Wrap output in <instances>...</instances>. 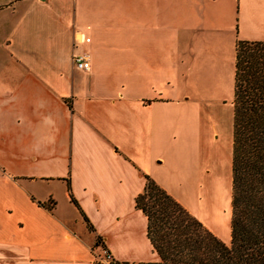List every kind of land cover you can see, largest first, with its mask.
<instances>
[{
  "label": "crops",
  "instance_id": "1",
  "mask_svg": "<svg viewBox=\"0 0 264 264\" xmlns=\"http://www.w3.org/2000/svg\"><path fill=\"white\" fill-rule=\"evenodd\" d=\"M153 2L0 0V264H160L134 197L149 177L181 201L182 98L163 54L104 49L100 32ZM230 154L231 137L228 179Z\"/></svg>",
  "mask_w": 264,
  "mask_h": 264
},
{
  "label": "rangeland",
  "instance_id": "2",
  "mask_svg": "<svg viewBox=\"0 0 264 264\" xmlns=\"http://www.w3.org/2000/svg\"><path fill=\"white\" fill-rule=\"evenodd\" d=\"M148 12L152 18L147 21L138 18L133 23L101 25L100 32L105 35L102 48H146L154 55L163 54L172 76L170 83L177 85L174 94L181 95L183 106L175 127L181 135L184 172L181 183L171 185L180 204L198 214L228 243L230 170L228 179L226 160L231 137L228 98L232 94L234 42L264 39V0H171L166 5L154 0ZM199 101L200 114L196 110ZM166 154L172 159L170 149ZM196 178L201 181L200 191Z\"/></svg>",
  "mask_w": 264,
  "mask_h": 264
},
{
  "label": "trees",
  "instance_id": "3",
  "mask_svg": "<svg viewBox=\"0 0 264 264\" xmlns=\"http://www.w3.org/2000/svg\"><path fill=\"white\" fill-rule=\"evenodd\" d=\"M229 241L151 178L134 197L160 264H264V39L233 53Z\"/></svg>",
  "mask_w": 264,
  "mask_h": 264
},
{
  "label": "built area",
  "instance_id": "4",
  "mask_svg": "<svg viewBox=\"0 0 264 264\" xmlns=\"http://www.w3.org/2000/svg\"><path fill=\"white\" fill-rule=\"evenodd\" d=\"M73 65L77 68L86 69L89 66L88 60L81 53L72 54ZM96 260L100 263H109L111 261V256L107 249L101 248L100 252L96 254Z\"/></svg>",
  "mask_w": 264,
  "mask_h": 264
}]
</instances>
